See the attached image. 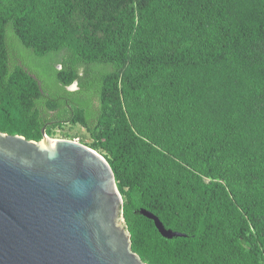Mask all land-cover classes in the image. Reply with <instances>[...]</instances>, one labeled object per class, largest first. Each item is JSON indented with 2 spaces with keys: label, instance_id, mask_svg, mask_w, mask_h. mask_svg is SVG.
<instances>
[{
  "label": "trees",
  "instance_id": "obj_1",
  "mask_svg": "<svg viewBox=\"0 0 264 264\" xmlns=\"http://www.w3.org/2000/svg\"><path fill=\"white\" fill-rule=\"evenodd\" d=\"M63 124L146 264H264V0H0V133Z\"/></svg>",
  "mask_w": 264,
  "mask_h": 264
},
{
  "label": "water",
  "instance_id": "obj_2",
  "mask_svg": "<svg viewBox=\"0 0 264 264\" xmlns=\"http://www.w3.org/2000/svg\"><path fill=\"white\" fill-rule=\"evenodd\" d=\"M45 129L39 142L0 133V264H146L106 158ZM141 212L164 237L184 236Z\"/></svg>",
  "mask_w": 264,
  "mask_h": 264
},
{
  "label": "rangeland",
  "instance_id": "obj_3",
  "mask_svg": "<svg viewBox=\"0 0 264 264\" xmlns=\"http://www.w3.org/2000/svg\"><path fill=\"white\" fill-rule=\"evenodd\" d=\"M80 71L82 72L83 69H80ZM49 137L52 139L76 141L85 146L93 143L90 134L81 125L63 124L62 128L56 127L54 129V135Z\"/></svg>",
  "mask_w": 264,
  "mask_h": 264
},
{
  "label": "flooded vegetation",
  "instance_id": "obj_4",
  "mask_svg": "<svg viewBox=\"0 0 264 264\" xmlns=\"http://www.w3.org/2000/svg\"><path fill=\"white\" fill-rule=\"evenodd\" d=\"M73 87H75V88H73ZM76 89H78L77 82H75L71 87H69V90H76Z\"/></svg>",
  "mask_w": 264,
  "mask_h": 264
}]
</instances>
